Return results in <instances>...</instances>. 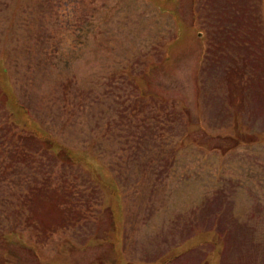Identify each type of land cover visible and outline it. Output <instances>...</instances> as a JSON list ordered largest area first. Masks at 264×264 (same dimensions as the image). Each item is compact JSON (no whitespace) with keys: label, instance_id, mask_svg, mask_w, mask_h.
I'll return each instance as SVG.
<instances>
[{"label":"rangeland","instance_id":"374dc122","mask_svg":"<svg viewBox=\"0 0 264 264\" xmlns=\"http://www.w3.org/2000/svg\"><path fill=\"white\" fill-rule=\"evenodd\" d=\"M257 3L0 0V264H264Z\"/></svg>","mask_w":264,"mask_h":264},{"label":"crops","instance_id":"0c3cea01","mask_svg":"<svg viewBox=\"0 0 264 264\" xmlns=\"http://www.w3.org/2000/svg\"><path fill=\"white\" fill-rule=\"evenodd\" d=\"M232 1H234V0H232ZM220 2H223V0H220ZM253 2H258L257 3V6H259V10H262V13H263V16H264V11H263L264 8H262V2H263V6H264V0H253ZM259 2H260V4H259ZM221 4H222L221 8H223V3H221ZM217 14H219L220 15L219 17H222V18H223V16H230L231 15L230 13H222V12L221 13L220 12H217ZM238 14H239V12H236V15H238ZM243 15L244 16H248L249 15V12L248 11L247 12H244ZM251 16H256V15L255 14H251ZM210 242H211L210 244L212 245V247H211V249H210V251L208 253V256L206 257V264H213V262L218 257V251L215 249V246L216 245H214V243L212 241H210ZM216 248H218V247H216ZM215 250H216V254H215ZM223 250H224V245L221 248V256H222ZM191 257H192V253L189 254V258L188 259H190ZM182 259L184 261L186 260L185 257H182ZM222 260H223V256H222V258L220 257V261H219L220 264H223V261ZM251 260L253 261V264L260 263V262H258V256L252 258ZM136 264H141V263H136ZM174 264H175V262H174Z\"/></svg>","mask_w":264,"mask_h":264}]
</instances>
